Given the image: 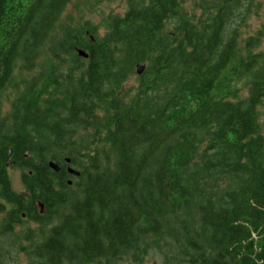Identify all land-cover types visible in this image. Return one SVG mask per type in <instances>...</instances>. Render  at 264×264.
<instances>
[{
    "label": "trees",
    "instance_id": "1",
    "mask_svg": "<svg viewBox=\"0 0 264 264\" xmlns=\"http://www.w3.org/2000/svg\"><path fill=\"white\" fill-rule=\"evenodd\" d=\"M71 1L0 0V92L15 90L0 109L8 247L28 264L142 263L152 250L165 264H264V54L256 37L245 54L236 44L260 4L125 0L100 34L56 27ZM22 214L36 229L18 236Z\"/></svg>",
    "mask_w": 264,
    "mask_h": 264
},
{
    "label": "rangeland",
    "instance_id": "2",
    "mask_svg": "<svg viewBox=\"0 0 264 264\" xmlns=\"http://www.w3.org/2000/svg\"><path fill=\"white\" fill-rule=\"evenodd\" d=\"M260 4L259 9L256 13L252 14L247 21L239 28V34L236 41L239 53H246V41L249 37L258 38L257 45L250 46L251 51L254 53L264 54V0H257ZM126 8L125 0H72L65 8L62 13L58 27L60 24L72 23L73 25L84 24L89 21L93 25H96L98 32L101 34L103 29L101 25L105 22L109 15H121ZM48 55V54H47ZM43 54L39 58L38 64L35 70L31 73H23L14 75V82L23 76L27 77L28 74H33L39 69V64H44V57L47 56ZM17 72V71H16ZM136 75H133L129 82V86L135 85ZM235 86L238 88L239 98H245L248 95L247 88V76L235 82ZM13 85V84H12ZM9 85L0 92V109L3 113H7L10 107V101L14 98L15 93L13 86ZM259 111V123L264 132V97L262 98L260 104L258 105ZM10 182L14 191L18 193H24V187L20 182L19 171L14 167H9ZM1 222V215H0ZM27 229H36V224L30 220H24L22 223L14 227L15 233L18 236H22L23 232ZM17 235V234H16ZM17 238V236H16ZM15 237L3 236L0 233V253L8 252V256L3 259V264H28V258L26 254L19 249V245H14L13 247H8L12 244L18 243V241L13 242ZM21 241V240H20ZM24 244V241H21ZM1 261V258H0ZM115 264H165L164 256L158 251L152 250L144 258L142 263H136L130 259H123Z\"/></svg>",
    "mask_w": 264,
    "mask_h": 264
},
{
    "label": "water",
    "instance_id": "3",
    "mask_svg": "<svg viewBox=\"0 0 264 264\" xmlns=\"http://www.w3.org/2000/svg\"><path fill=\"white\" fill-rule=\"evenodd\" d=\"M77 54L79 56L83 57V58H87V54L84 51H82V50H78ZM144 69H145V65L144 64H137L136 68H135V72H136V74L140 75L144 71ZM64 162H65V165H66V172L69 175H71V176H78L79 175V172L77 170H75L73 167L70 166V160L68 158H66L64 160ZM48 166L52 170H54L55 172H58L59 169H60V167L56 163H54L53 161H49L48 162ZM67 183L71 184V181L69 180V181H67ZM39 206H40V208H41L40 210L42 212V205L39 204Z\"/></svg>",
    "mask_w": 264,
    "mask_h": 264
},
{
    "label": "flooded vegetation",
    "instance_id": "4",
    "mask_svg": "<svg viewBox=\"0 0 264 264\" xmlns=\"http://www.w3.org/2000/svg\"><path fill=\"white\" fill-rule=\"evenodd\" d=\"M8 176H9V179H10V174H9V167H8ZM19 178H20V174H19ZM20 182H21V179H20ZM21 184H22V182H21ZM23 185V184H22ZM24 187V186H23ZM25 192V191H24ZM23 194V193H22ZM0 215H1V219H2V217H5L6 215H7V210H5L4 212H0ZM19 222L18 223H16V224H14V227H17V226H19L21 223H22V221H24V220H27V217L25 216V214H22L21 215V217L19 218Z\"/></svg>",
    "mask_w": 264,
    "mask_h": 264
}]
</instances>
